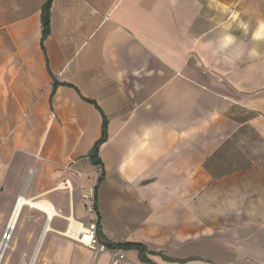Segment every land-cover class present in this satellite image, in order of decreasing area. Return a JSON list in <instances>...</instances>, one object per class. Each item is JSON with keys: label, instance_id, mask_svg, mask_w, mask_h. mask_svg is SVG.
I'll list each match as a JSON object with an SVG mask.
<instances>
[{"label": "crops", "instance_id": "0c3cea01", "mask_svg": "<svg viewBox=\"0 0 264 264\" xmlns=\"http://www.w3.org/2000/svg\"><path fill=\"white\" fill-rule=\"evenodd\" d=\"M48 1L0 0V241L58 215L1 264H264V0Z\"/></svg>", "mask_w": 264, "mask_h": 264}, {"label": "built area", "instance_id": "2783aa9c", "mask_svg": "<svg viewBox=\"0 0 264 264\" xmlns=\"http://www.w3.org/2000/svg\"><path fill=\"white\" fill-rule=\"evenodd\" d=\"M61 189H68L71 187L69 181H65L60 185ZM82 202L86 208V211L91 219L87 225H85V231L78 233L76 235L71 234V237L77 241L78 243L82 244L83 246L95 250L103 252L106 250V247L100 245L98 242V219L97 216V209H96V189L94 186L87 188L82 193ZM7 240L10 242L12 240V234H8L5 232L3 235L2 240ZM1 245V244H0ZM124 254L115 255L113 257L111 264H120L121 261L124 259Z\"/></svg>", "mask_w": 264, "mask_h": 264}, {"label": "bare ground", "instance_id": "6f19581e", "mask_svg": "<svg viewBox=\"0 0 264 264\" xmlns=\"http://www.w3.org/2000/svg\"><path fill=\"white\" fill-rule=\"evenodd\" d=\"M25 205H29L32 208L45 212L48 215L49 220H53V218L58 215L56 208L50 202L46 200H42L38 202H31L28 199L19 198L17 200L16 207L12 214L11 221L6 230L8 234H12L13 228H15L17 221L19 219L20 213ZM45 230L46 231L50 230L49 222L47 223ZM70 231L73 232V235H76L78 233L84 232L85 226L82 224H76V222L73 219H71ZM0 244H1L0 245V264H1L6 254V251L9 247L10 242H8L5 239V240H1Z\"/></svg>", "mask_w": 264, "mask_h": 264}, {"label": "trees", "instance_id": "16d2710c", "mask_svg": "<svg viewBox=\"0 0 264 264\" xmlns=\"http://www.w3.org/2000/svg\"><path fill=\"white\" fill-rule=\"evenodd\" d=\"M53 0H49L46 4L43 12V38H42V45L44 43V40L49 36L51 32L50 28V7ZM107 140V120L104 119L103 121V136L102 139L97 142L93 148V150L90 153V158L95 162L96 164L101 163V160L99 158V150L101 145ZM116 247H123V248H132L135 250H138L140 253L141 260L145 263L152 264L150 259L147 257V250L145 247L138 245V244H123L121 246Z\"/></svg>", "mask_w": 264, "mask_h": 264}, {"label": "rangeland", "instance_id": "374dc122", "mask_svg": "<svg viewBox=\"0 0 264 264\" xmlns=\"http://www.w3.org/2000/svg\"><path fill=\"white\" fill-rule=\"evenodd\" d=\"M246 17V24L248 26V28L250 29L251 28V23H250V20H254L255 19V16H245ZM264 153V152H263ZM264 156V155H263ZM264 161V160H263ZM31 217L35 220V223L38 222V225L40 226V228L42 227V225H44L45 223V219L41 216V215H38L37 211H31L30 213ZM37 217V218H36ZM38 219V220H37ZM259 226H262V230H264V223L262 224H257ZM5 234V233H4ZM12 242V240L10 241V243Z\"/></svg>", "mask_w": 264, "mask_h": 264}, {"label": "clouds", "instance_id": "9594fccd", "mask_svg": "<svg viewBox=\"0 0 264 264\" xmlns=\"http://www.w3.org/2000/svg\"><path fill=\"white\" fill-rule=\"evenodd\" d=\"M258 35H264V32H262V33H259Z\"/></svg>", "mask_w": 264, "mask_h": 264}]
</instances>
